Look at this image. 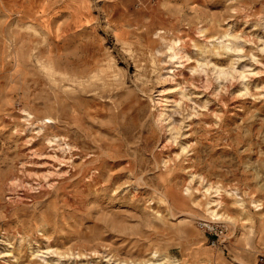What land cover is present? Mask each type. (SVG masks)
<instances>
[{"label":"rangeland","instance_id":"374dc122","mask_svg":"<svg viewBox=\"0 0 264 264\" xmlns=\"http://www.w3.org/2000/svg\"><path fill=\"white\" fill-rule=\"evenodd\" d=\"M0 264H264V0H0Z\"/></svg>","mask_w":264,"mask_h":264},{"label":"built area","instance_id":"2783aa9c","mask_svg":"<svg viewBox=\"0 0 264 264\" xmlns=\"http://www.w3.org/2000/svg\"><path fill=\"white\" fill-rule=\"evenodd\" d=\"M209 231H210V234L217 237V238H220L223 234H224V231L222 229H220L219 227H215V226H211L209 228ZM216 245V242L213 241V246Z\"/></svg>","mask_w":264,"mask_h":264},{"label":"bare ground","instance_id":"6f19581e","mask_svg":"<svg viewBox=\"0 0 264 264\" xmlns=\"http://www.w3.org/2000/svg\"><path fill=\"white\" fill-rule=\"evenodd\" d=\"M209 212H210V215H212L214 218L218 216V214H217V212L215 210H212V209L209 208Z\"/></svg>","mask_w":264,"mask_h":264}]
</instances>
